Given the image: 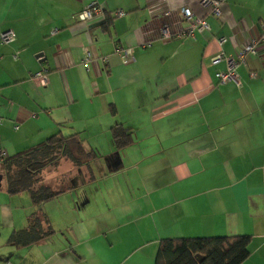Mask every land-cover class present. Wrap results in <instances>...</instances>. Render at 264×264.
Segmentation results:
<instances>
[{
  "label": "crops",
  "instance_id": "crops-1",
  "mask_svg": "<svg viewBox=\"0 0 264 264\" xmlns=\"http://www.w3.org/2000/svg\"><path fill=\"white\" fill-rule=\"evenodd\" d=\"M98 1L110 11L86 27L83 0H0V30L15 34L0 42V147L75 132L97 154L39 204L8 192L0 171V264H154L161 238L238 234L248 236L239 264H264V56L245 52L223 81L225 60L210 59L261 30L264 0H223L218 16L199 0ZM183 6L209 28L181 34ZM164 8L173 34L159 39ZM116 121L131 135L122 147ZM73 168L61 158L53 182Z\"/></svg>",
  "mask_w": 264,
  "mask_h": 264
},
{
  "label": "trees",
  "instance_id": "trees-1",
  "mask_svg": "<svg viewBox=\"0 0 264 264\" xmlns=\"http://www.w3.org/2000/svg\"><path fill=\"white\" fill-rule=\"evenodd\" d=\"M110 111H114L112 105ZM110 132L116 147H122L131 139L129 131L120 122H113ZM94 156L97 154L83 146L77 133L61 135L53 132L34 145L5 155L0 160V171L8 192L26 190L32 203L39 204L70 186L69 178L79 171L82 163ZM61 158L68 159L74 168L68 169V173L67 170L61 171L53 182L52 169ZM83 174L90 175L89 168ZM19 237L13 235L12 240L28 243ZM247 243L248 236L241 234L161 238L157 243L154 264H239L248 255Z\"/></svg>",
  "mask_w": 264,
  "mask_h": 264
},
{
  "label": "built area",
  "instance_id": "built-area-1",
  "mask_svg": "<svg viewBox=\"0 0 264 264\" xmlns=\"http://www.w3.org/2000/svg\"><path fill=\"white\" fill-rule=\"evenodd\" d=\"M202 4L208 6V12L212 16H218L220 14V4L223 0H199ZM105 11H110L104 2L98 0H83L81 8L75 13L76 18L80 20L86 27H89L96 23L105 21ZM114 14H123L124 10L121 8H115L112 10ZM169 9L164 8L157 13V33L156 37L159 39L170 38L173 34V30L170 26L168 19ZM181 16L184 21V26L181 27L180 33L183 35H193L196 30L200 28H209V22L205 16L194 15L189 6H183L181 8ZM13 30L6 28L0 30V42H5L14 37ZM150 38H145L138 42V46L145 47L150 43ZM224 40L223 36L217 38L218 43H222ZM114 52L120 54L123 60L132 58L130 46L114 47ZM245 52H252L264 56V24L262 23L261 30L255 35L250 36L246 41L243 42L240 49L236 54H225L222 50H218L214 53L210 59L212 61L223 58L226 62V68L224 70L218 69L215 71L219 81H223L226 78H236L235 66L238 61L242 59ZM39 56V55H38ZM90 52L88 48H85L83 54L84 63L89 59ZM47 68L42 66L33 72V78L39 83L46 81ZM253 74V72H251ZM6 155L5 149L0 147V160Z\"/></svg>",
  "mask_w": 264,
  "mask_h": 264
},
{
  "label": "rangeland",
  "instance_id": "rangeland-1",
  "mask_svg": "<svg viewBox=\"0 0 264 264\" xmlns=\"http://www.w3.org/2000/svg\"><path fill=\"white\" fill-rule=\"evenodd\" d=\"M64 162H65V161H64ZM4 181H5V180H4V178L2 177V179H1V183H2V182L4 183Z\"/></svg>",
  "mask_w": 264,
  "mask_h": 264
}]
</instances>
